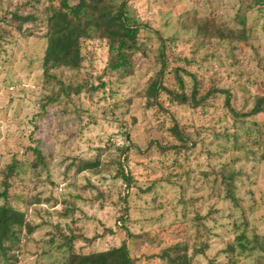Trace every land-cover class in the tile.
<instances>
[{
    "label": "rangeland",
    "instance_id": "374dc122",
    "mask_svg": "<svg viewBox=\"0 0 264 264\" xmlns=\"http://www.w3.org/2000/svg\"><path fill=\"white\" fill-rule=\"evenodd\" d=\"M130 14L167 38L169 70L195 72L205 90L229 89L238 109L249 110L264 97V0H134ZM209 15L221 29L243 30L245 37L231 44L203 42L205 34L189 18L204 23ZM12 20L2 25L9 35L0 41V182L5 166L19 162L9 195L36 229L24 233L20 248L10 251L9 256L17 255L11 264L16 259L17 264H65L69 253L66 247L57 248L63 238L56 225L73 220L75 230L65 231L79 236L73 250L122 244L128 188L117 173L126 144L133 146L127 154L134 178L127 225L134 234L130 248L140 264H154L145 259L188 239L187 230L194 236V228L203 229L204 217L212 246L196 255L193 264H228L225 249L245 231L246 222L249 234H264V113L235 123L224 97H213L197 109L173 104L166 96L165 111L148 106L145 90L160 66L145 52L156 54L160 44L153 36L149 40L145 30L144 48L134 57L135 72L126 80L104 72L107 41L85 40L81 71H66L64 80L87 88L45 107L53 94L41 67L45 24L27 23L20 32V22ZM169 70L164 81L174 84ZM192 83L187 81L188 89ZM176 120L191 136L188 148L170 129ZM33 148L41 150L44 161ZM98 157L99 167L82 170L85 160ZM224 162L242 170L239 205L224 197L219 176ZM67 210L70 216L64 221L58 213ZM240 264H264V259Z\"/></svg>",
    "mask_w": 264,
    "mask_h": 264
},
{
    "label": "trees",
    "instance_id": "16d2710c",
    "mask_svg": "<svg viewBox=\"0 0 264 264\" xmlns=\"http://www.w3.org/2000/svg\"><path fill=\"white\" fill-rule=\"evenodd\" d=\"M19 4L13 6V2ZM0 0V41H2L9 32L3 28V24L10 19L20 22L17 26L18 31H23V25L31 22L42 21L45 24L44 39L46 41L45 50L41 60L43 70V80L46 88L51 96L48 97L44 106L49 103H56L64 97L80 95L85 90V83L75 84L74 82H66L64 80L66 71L79 72L83 67L84 56L82 52L85 40H105L109 48V60L104 72L109 73L111 77L116 76L119 79H128L135 72L134 57L137 52L144 48V41L141 40L142 30L148 31L158 40L160 46L156 54L145 52L148 56H152L155 64L160 68L149 80L145 90L148 106H159L161 111H165L162 97L166 96L173 104L187 105L192 108L206 107L213 97H224V106L227 108L232 121L237 123L245 118L256 116L264 113V97L255 100L254 106L246 110L238 109L232 101L229 89L220 86H211L204 89V83L199 79L195 72H191L185 68L176 67L169 70V45L167 38L154 30L150 23L133 17L130 14V7L134 0ZM209 22L204 20L200 23L197 17L189 18L190 25L200 30L204 40L223 44H231L232 41H239L245 37L243 30L237 32L230 28L221 29L220 25L214 23V18L209 15ZM211 18V19H210ZM12 20V21H13ZM203 22V21H202ZM204 31V33H203ZM199 35L198 40L201 37ZM181 58H179L180 60ZM169 70L173 75L174 84L164 81L165 74ZM193 81L191 88L188 89L187 81ZM102 85H105L103 83ZM178 86V88H176ZM94 89V87L92 88ZM97 89V88H95ZM257 126H259L258 123ZM177 120L170 128L178 141L184 143V147L188 148L191 136L186 128ZM263 128V127H262ZM225 130H228L225 129ZM236 136V134H233ZM229 137L231 135H228ZM237 139V138H236ZM130 141V138H128ZM187 144V145H186ZM195 144V143H194ZM133 146L126 144L124 152L125 161L119 162V171L117 174L122 178L128 188L127 194L124 196V215L122 218L121 228L126 232L127 238L122 244L104 249L87 251H76L74 249L75 239L79 236L74 234H65V231L74 229V220L70 223H57L56 228L63 238V243L58 244L57 248L66 247L68 257L65 264H140L142 259H137L131 250L130 238L134 234L127 225L129 216V190L133 185L134 178L128 170V154ZM162 148V147H160ZM162 150H166L165 147ZM40 161H44L41 150L33 148ZM86 168L99 167V157L94 160H85ZM237 163V162H235ZM230 162L221 163L219 176L221 177L222 186L225 191L224 197L229 199L235 205L240 202L238 189L241 180L242 170L238 168H229ZM19 162H13L5 166L1 171L3 180L0 182V264H11L12 257L9 256L11 250L20 248L24 233H32L36 228L27 221L26 213L13 204L9 195L11 179L13 178ZM59 216L65 221L70 216V210L61 211ZM207 217L203 218L204 227L200 229V225L192 236L187 230V237L183 241H179L166 250L164 249L159 255H152V258H146L147 263L162 264H193L196 255H203L211 248V230L207 226ZM246 229L234 242L228 244L225 253L229 255L228 264H240L241 260L254 258L257 260L264 259V234H249V222H246ZM75 230V229H74ZM75 232V231H74ZM57 236H53L51 243L55 241ZM190 250L192 253H190ZM144 260V261H145ZM18 259H16V264ZM143 261V262H144Z\"/></svg>",
    "mask_w": 264,
    "mask_h": 264
}]
</instances>
